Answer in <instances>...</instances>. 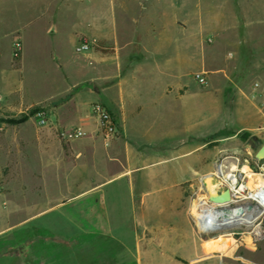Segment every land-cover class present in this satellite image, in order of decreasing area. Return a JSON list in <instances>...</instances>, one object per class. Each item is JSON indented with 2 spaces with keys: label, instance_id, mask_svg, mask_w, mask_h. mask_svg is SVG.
<instances>
[{
  "label": "crops",
  "instance_id": "obj_1",
  "mask_svg": "<svg viewBox=\"0 0 264 264\" xmlns=\"http://www.w3.org/2000/svg\"><path fill=\"white\" fill-rule=\"evenodd\" d=\"M178 2L177 9L167 8L165 1L158 16L137 12L112 24L101 16L97 26L87 16L84 28L98 38L99 55L87 54L81 62L75 57L66 74L93 84V94L73 96L75 103L67 115L53 107V119L59 126L78 127L86 137L65 143V148L57 143L56 158L47 163L42 160V172L36 179L48 196L60 200L17 224L9 223L5 238L20 232L28 233L29 240L13 245L11 249L17 251L4 256L20 259V264L223 261L219 252L227 251L233 239L220 235L207 245L197 233L179 189L195 172L190 174L183 166L179 167L183 170L169 167L170 159L187 153L167 156V147L181 145V133L196 130L187 126L196 118L189 119V114H203L202 103L198 105L202 95L184 90V77L193 75L187 74L186 67L194 66V72L205 79L210 75L230 81L229 72L221 67L207 71L206 53L218 54L220 61L226 60L225 51L230 54L228 48L237 60L243 53L247 75L253 81L248 96L257 110L263 109L264 0ZM27 28L28 21L16 26L12 34L23 36ZM93 104L110 113L117 127L114 139L106 141L101 136L91 114ZM48 139L44 132L38 137L42 152L47 150ZM72 203H77L74 211L64 210ZM67 212L75 213L77 220ZM38 231L48 233L53 241L37 237L33 241Z\"/></svg>",
  "mask_w": 264,
  "mask_h": 264
},
{
  "label": "rangeland",
  "instance_id": "obj_2",
  "mask_svg": "<svg viewBox=\"0 0 264 264\" xmlns=\"http://www.w3.org/2000/svg\"><path fill=\"white\" fill-rule=\"evenodd\" d=\"M165 1L167 8L180 7L179 0H105L104 5H100V0H0V264H20V259L17 262L16 258L4 255L17 251L11 249L13 245L29 240L28 233L20 232L5 238L10 231L6 230L8 224L19 223L55 200L36 179V175L42 172V160L47 163L52 157L56 158L57 143L65 148V143L86 137L85 133L82 138L63 141L57 131L64 127L53 119V107H60L67 115L75 103L71 101L73 96L93 94V84L66 74L75 57L81 62L87 54L99 55L98 38L89 35L84 28L87 16L90 14L97 26L101 16L109 19L111 24L120 21L122 16L130 19L137 12L158 16ZM26 21L28 28L23 36L20 32L12 34L16 26L21 27ZM92 38L96 40L87 52H75L79 40ZM14 42H20L22 46L16 60L11 57ZM227 51L231 52L223 53L225 61H220L218 54L206 53L209 59L207 71L221 67L225 73L229 72L230 81L208 75L206 84L202 85L194 78L201 73H195L192 65L186 67V72L193 75L183 79L187 86L184 90L202 95L198 105L202 103L203 114H189L191 120L197 117L188 124L190 130H196L181 133V145L167 147V156L187 153L170 160L169 167L183 166L190 174L192 170L195 172L179 186L181 203L187 201L189 209L200 196H207L204 187L201 190L204 176L219 173L221 178L215 177V181L221 191L226 189L222 180L235 176L243 180V185H248L249 179L241 173L243 169L264 178L260 171L264 161L257 162L254 158L264 143V99L261 100L263 109L257 110L248 96L253 81L247 75L243 53L237 60L230 48ZM187 54L200 56L199 53ZM35 107H39L37 112L47 116V125H39L37 112L22 124H6V121L28 114ZM42 132L49 136L46 152L37 147ZM50 171L49 167L48 173ZM76 207L77 203H72L64 210L74 211ZM262 224L264 226V217ZM248 231L249 228L235 226L201 236L207 245L220 235H229L233 239L227 251L219 252L223 255L220 264H264V239L250 240ZM32 239L34 241L36 237Z\"/></svg>",
  "mask_w": 264,
  "mask_h": 264
},
{
  "label": "built area",
  "instance_id": "obj_3",
  "mask_svg": "<svg viewBox=\"0 0 264 264\" xmlns=\"http://www.w3.org/2000/svg\"><path fill=\"white\" fill-rule=\"evenodd\" d=\"M94 42H95L94 39L79 40L77 46L75 47V52L77 53L87 52L90 49V47L94 44ZM21 50H22V46L20 42H14L11 47V57L15 60L18 59L21 54ZM194 78L198 83L202 85L206 84V79L204 78L203 74H196ZM91 114L96 119L101 136L103 137L104 140L110 141L117 136L116 124L114 123L110 113L105 107H103L100 104H93L91 106ZM36 117L38 119V123L40 126H45L48 124L47 116L43 112H37ZM57 133H58V136L65 142L73 141V140H76V139H79L85 136V132L82 131V129L78 127L59 128ZM260 171L264 173V164H261ZM235 178H236V184L234 187H235V190L237 191L239 186L243 184L241 183V179L239 177L235 176ZM244 186H248V185L246 184ZM203 187H204V184L203 182H201V190L203 189ZM248 189L249 188L247 187V190L242 194H239L236 191L235 193L230 192L231 199L228 203H226V206L245 205L247 203H255L256 205H258V207L254 206L250 211L244 210L243 214L241 215V217H243L244 215H249V217H251L250 219L251 222L241 223L236 226L249 228L248 235H249L250 240L264 239V226L262 224V219L264 217V202H260L257 200L247 198L246 194L250 190ZM202 197L204 196H200L199 198H202ZM198 199L196 201H198ZM207 202H208L207 204L209 205L212 204L210 201H207ZM212 207L214 208L216 207V205H213ZM192 210H195L194 212L197 213V207L195 209L190 208V215H191L193 224L195 226V229L199 235H209L212 233H216V232H219L225 229H230V228L235 227V226L229 225L227 228H224L221 230L212 229L208 225H205L204 223L202 224L201 222H203L204 220L202 221V219H200L199 216H197L194 212L192 213Z\"/></svg>",
  "mask_w": 264,
  "mask_h": 264
},
{
  "label": "bare ground",
  "instance_id": "obj_4",
  "mask_svg": "<svg viewBox=\"0 0 264 264\" xmlns=\"http://www.w3.org/2000/svg\"><path fill=\"white\" fill-rule=\"evenodd\" d=\"M191 118V117H190ZM189 118V119H190ZM197 118V117H196ZM189 126V125H187ZM186 126V127H187ZM184 131V130H183ZM172 146V145H171ZM178 146V145H177ZM176 147V146H175ZM174 148V146H173ZM198 149V148H197ZM173 151V150H172ZM175 151V150H174ZM173 151V153H174ZM194 151V150H193ZM172 153V154H173ZM198 153V152H197ZM178 155V154H177ZM190 155V154H189ZM199 155V154H198ZM172 156V155H171ZM176 156V155H175ZM188 156V155H187ZM186 157V156H185ZM196 157V156H195ZM201 157V156H200ZM174 158V157H173ZM168 159V158H167ZM182 159V158H181ZM184 159V158H183ZM171 160V159H170ZM169 160V161H170ZM179 160V159H178ZM183 161V160H182ZM178 162V161H177ZM184 162L186 163L187 161ZM194 164V162L192 163V165ZM188 165V163H187ZM178 166V165H177ZM186 166V165H185ZM172 167V166H171ZM168 168V167H167ZM175 168V167H174ZM179 168V167H178ZM182 168V167H181ZM225 168V167H224ZM180 169V168H179ZM184 169V168H183ZM180 169V170H183ZM187 169V167H186ZM171 171V170H170ZM169 172V171H168ZM181 172V171H180ZM242 173L246 174V177L249 179V184L248 186H244V185H240L239 188L237 189V191L235 190V184H236V178L232 177V178H228V179H224L222 180V184L224 186H226V189L229 190V192H234L235 191L239 194L244 193L247 190V187L250 189L247 195V198L253 199V200H257L260 202H264V178L260 175L257 174H251L248 173L247 170L243 169L241 171ZM170 173V172H169ZM174 173H176L174 171ZM184 173H186L184 171ZM188 173V172H187ZM179 174V173H177ZM242 175V174H241ZM171 177V176H170ZM215 177H219L221 178V175L219 173H213V174H209L208 176H204L201 178V181L204 184V189L207 193L206 197H202L199 198L198 201H195L192 205V209H195L197 207V213L194 212L195 210H192V213L194 212L197 216H199L200 219H202L203 222H201L202 224L204 223L205 225H208L210 228L212 229H224L227 228L229 225L232 226H236L239 225L241 223H249L251 222V217H249V215H244L243 217H238L235 218L233 220H229V221H223V222H216L212 220V209H213V205H216L215 203L211 202L212 204L209 205L207 204V201H212L217 194H219L221 192L219 184L216 183L215 181ZM217 179V178H216ZM242 180V179H241ZM243 181V180H242ZM241 181V182H242ZM221 182V181H220ZM243 183V182H242ZM175 186V185H174ZM217 206V205H216ZM180 218V217H179Z\"/></svg>",
  "mask_w": 264,
  "mask_h": 264
},
{
  "label": "water",
  "instance_id": "obj_5",
  "mask_svg": "<svg viewBox=\"0 0 264 264\" xmlns=\"http://www.w3.org/2000/svg\"><path fill=\"white\" fill-rule=\"evenodd\" d=\"M254 158L257 162L264 161V143L254 154ZM231 199V195L228 189H224L216 197L210 201L217 206L212 209V220L216 222H223L233 220L240 217L244 210L250 211L254 206L258 207L255 203H247L245 205H229L226 206Z\"/></svg>",
  "mask_w": 264,
  "mask_h": 264
},
{
  "label": "trees",
  "instance_id": "obj_6",
  "mask_svg": "<svg viewBox=\"0 0 264 264\" xmlns=\"http://www.w3.org/2000/svg\"><path fill=\"white\" fill-rule=\"evenodd\" d=\"M38 110H39V107H35V108L31 109V110L29 111L28 114H21V115H20L18 118H16V119H11V120L6 121V124H8V125H12V126H13V125L15 126V125L22 124V123H24V122L28 119L29 116L35 114ZM247 169H248V168H247ZM67 214H68L71 218L77 220V219H76V215H75V213L67 212ZM33 237H37L38 239H40V240H44V241H50V242L53 241V240L51 239L52 236L49 235L48 233L44 232V231H38L37 233H33Z\"/></svg>",
  "mask_w": 264,
  "mask_h": 264
}]
</instances>
